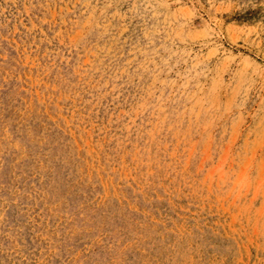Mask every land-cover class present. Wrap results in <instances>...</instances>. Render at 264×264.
Instances as JSON below:
<instances>
[{"label": "rangeland", "instance_id": "obj_1", "mask_svg": "<svg viewBox=\"0 0 264 264\" xmlns=\"http://www.w3.org/2000/svg\"><path fill=\"white\" fill-rule=\"evenodd\" d=\"M0 264H264V0H0Z\"/></svg>", "mask_w": 264, "mask_h": 264}]
</instances>
